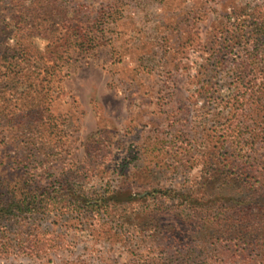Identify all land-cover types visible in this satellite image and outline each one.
<instances>
[{
  "label": "rangeland",
  "instance_id": "1",
  "mask_svg": "<svg viewBox=\"0 0 264 264\" xmlns=\"http://www.w3.org/2000/svg\"><path fill=\"white\" fill-rule=\"evenodd\" d=\"M262 14L264 0H0V264H264V148L223 166L207 92L233 76L214 40ZM35 190L38 209L5 214Z\"/></svg>",
  "mask_w": 264,
  "mask_h": 264
},
{
  "label": "trees",
  "instance_id": "2",
  "mask_svg": "<svg viewBox=\"0 0 264 264\" xmlns=\"http://www.w3.org/2000/svg\"><path fill=\"white\" fill-rule=\"evenodd\" d=\"M43 21L45 22V19ZM214 41L211 56L217 67L222 69L226 65L233 66L229 70L233 76L228 94L213 86L207 90L208 93H218L217 98L220 101L217 108L225 112L223 127L218 130L225 149L223 166L227 164L226 167H229L226 163L228 154H236L237 158L245 159L247 163L251 158L248 154L243 155V151L252 150L256 153L257 149L264 148V14L253 15L248 20L240 21L233 28L227 27L223 39L219 37ZM232 150L235 151L231 152ZM209 163L218 165L219 161L213 163L212 159H208ZM258 168L259 181L264 184V162ZM215 175H218L217 172ZM246 175L249 173L241 174L240 178L243 179ZM59 187L61 190L67 189L64 185ZM45 196V192L40 193L39 190L27 193L20 202L6 206L4 212L7 215L12 212L18 213L25 207L28 210L38 209ZM85 197V194H78L73 196V199L78 204L84 203L88 207L98 208L101 199L92 202L87 201ZM130 198L133 199V196L127 200ZM116 199L118 202L121 201L119 198ZM233 203L237 201L234 200ZM259 246H264V242Z\"/></svg>",
  "mask_w": 264,
  "mask_h": 264
}]
</instances>
